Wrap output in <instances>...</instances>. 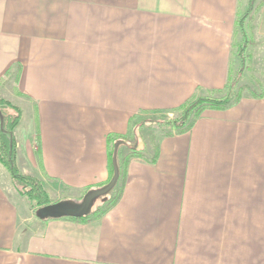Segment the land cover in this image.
Segmentation results:
<instances>
[{"label":"crops","instance_id":"obj_1","mask_svg":"<svg viewBox=\"0 0 264 264\" xmlns=\"http://www.w3.org/2000/svg\"><path fill=\"white\" fill-rule=\"evenodd\" d=\"M241 16L264 52V0H0V80L15 77L21 172L66 201L104 182L108 134L224 87L240 64ZM261 81V98L161 135L154 162L132 157L120 199L98 219L63 216L89 210L88 198L47 205L58 214L31 207L0 163V264H264V64Z\"/></svg>","mask_w":264,"mask_h":264},{"label":"trees","instance_id":"obj_2","mask_svg":"<svg viewBox=\"0 0 264 264\" xmlns=\"http://www.w3.org/2000/svg\"><path fill=\"white\" fill-rule=\"evenodd\" d=\"M244 18V16H241L236 20V25L242 31V40L234 45L236 53L239 56H242L247 45L253 43V40L247 37L245 33L243 26ZM241 73L240 64V68L237 71L233 74L231 71L228 73L227 81L222 89L210 91L208 95L194 94L183 104L173 109L172 112L177 114L172 118L161 121V124L169 128L164 135L188 131L205 109H224L237 103L245 95L261 98L263 96L262 81H257L256 87L239 84L238 82L242 78ZM245 90H247V93H244ZM0 107L4 114V130H0V163L9 171L16 191L20 195L26 196L33 206H47L52 204L53 201L41 181L35 176L21 172L16 163L14 130L22 118L21 108L1 96ZM134 127L135 129L138 128V124L136 123ZM130 138L129 134L110 133L106 136L108 177L104 182L94 186H88L85 189L88 190L100 186H107V189L99 195V201L97 198V202L95 200V203H93L94 206L92 205L89 210L77 213L68 209L63 216L74 221L87 222L91 219L100 218L118 202L124 188L126 169L130 159L132 157L142 156L141 149L134 146L130 147L129 152L117 159L115 153L117 142L124 141L128 143ZM157 156L158 146L155 142L153 153L149 157V160L154 162Z\"/></svg>","mask_w":264,"mask_h":264},{"label":"rangeland","instance_id":"obj_3","mask_svg":"<svg viewBox=\"0 0 264 264\" xmlns=\"http://www.w3.org/2000/svg\"><path fill=\"white\" fill-rule=\"evenodd\" d=\"M243 26H244V21H243ZM238 29H239L238 35H240V32L242 31L239 27ZM245 33L248 37L247 32ZM241 40H238L237 42L239 43V41ZM233 51L234 54L239 57V58L238 57L234 58V63H235L234 67L237 66L236 65L237 63L241 64L242 78L238 83L256 87V82L260 81L262 78V70L264 64V52L262 48L260 46H255L253 41L252 44L246 46V49L243 52L242 56H239L236 53V48H234ZM240 64L236 67V69L235 68L232 69L231 71L232 74L240 68ZM12 77L13 76H9L7 80L5 79L0 80V96L6 98L11 102H15L14 95L17 93V91H15V87L13 83V79H15V77L13 78ZM244 93H247V90H245ZM198 94L208 95L210 94V91L206 94H201V93ZM176 114L177 113L172 111L171 112L151 111L136 115L130 123L131 128L128 134L130 135L131 138L129 139L128 143H125L124 141H118L116 144L115 153L117 155V159L120 158L122 155L126 154L127 152H129L130 147H134V146L140 148L144 155L151 156V154L153 153V146L155 142L161 135H163L169 129L167 126L161 124V121L172 118ZM136 123L138 124V128L135 129L134 125ZM105 189H107V186L106 187L100 186L88 190L85 189V190L75 191L74 192L75 196L73 197L74 200L66 201L64 191L51 187L49 189V196L55 205L60 203L59 205L65 206L69 202L71 203V205H74V207H78L80 206L84 198H88L86 206H90L93 205V203H95L94 202L95 200L97 202V198L99 197V195L105 192ZM31 207H33V205ZM48 208L49 207L44 206L42 211L46 212L47 214H58L59 212V209L58 208L56 209V207H52L50 209ZM39 211L40 210L36 208L31 211V214L40 216Z\"/></svg>","mask_w":264,"mask_h":264},{"label":"water","instance_id":"obj_4","mask_svg":"<svg viewBox=\"0 0 264 264\" xmlns=\"http://www.w3.org/2000/svg\"><path fill=\"white\" fill-rule=\"evenodd\" d=\"M0 130H4V114L2 113L1 107H0Z\"/></svg>","mask_w":264,"mask_h":264}]
</instances>
